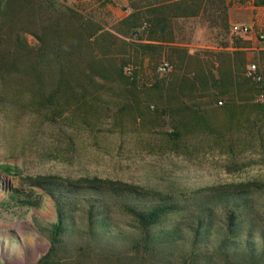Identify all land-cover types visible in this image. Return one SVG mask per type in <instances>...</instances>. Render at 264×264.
Returning a JSON list of instances; mask_svg holds the SVG:
<instances>
[{"label":"rangeland","instance_id":"rangeland-1","mask_svg":"<svg viewBox=\"0 0 264 264\" xmlns=\"http://www.w3.org/2000/svg\"><path fill=\"white\" fill-rule=\"evenodd\" d=\"M46 1L0 0V24L12 35L4 46L17 48V32L27 42L12 63L0 62V264H39L48 252L57 212L43 181L78 192L63 198L66 229L42 264H187L192 249L196 264H226L223 246L236 250L235 264H264V50L253 44L264 41L200 14L172 18L163 39L175 42L145 55V39L105 35L123 18L113 10L118 0H48L104 29L89 43V29L79 33L74 23L56 37ZM249 2L225 0L227 17L231 7L246 17ZM164 61L171 68L161 72ZM232 63L237 75H224L218 90L205 86L208 73L218 79ZM251 63L260 82L247 74ZM94 179L167 199L172 207L149 229L156 248L142 246L143 229L127 210L133 200L95 192ZM241 189L250 201L229 227L233 203L213 196ZM198 215L205 220L195 240Z\"/></svg>","mask_w":264,"mask_h":264},{"label":"trees","instance_id":"trees-1","mask_svg":"<svg viewBox=\"0 0 264 264\" xmlns=\"http://www.w3.org/2000/svg\"><path fill=\"white\" fill-rule=\"evenodd\" d=\"M35 1L39 6L43 5L42 0ZM224 1L225 0H127L125 8L129 10V13L118 21V23L114 27L113 33H109L107 31L105 32L102 27L95 24L90 19L83 17L81 14L70 8L61 9L55 7V5L53 3H50L48 0L46 1L47 13L45 18L46 20L51 22L53 26L56 27L53 30V33L56 37L58 36L59 38H61L63 34L64 26L70 23H74L77 25L79 33L82 32L81 30H84L83 27L89 29L88 32L85 31L86 34L83 33V39L87 40V43H89V39L94 40L98 37L100 38L102 36L101 32H105L106 36L108 35V37H112L115 41L119 39L113 34L125 36L135 35L140 42H143L144 39L146 40V43H141L142 45H139L142 52L146 55L152 52V49L160 50L163 48L162 45L171 46V44L175 42L173 40V37H171L170 40L163 39L164 33L167 32V29H170L172 18L186 16L193 17L203 14L207 17L208 20H211L215 23L222 21L223 31H226L229 22L227 14L225 13L226 8L224 6ZM253 2L255 4H263L264 0H253ZM5 14L8 15L9 13ZM61 21L63 22V27L59 26ZM15 35V46L19 49V52H25V50L27 49V42L25 37L23 36V32H17ZM11 36L12 35L9 32V29L4 27V24L1 23L0 62L3 60H9L11 62V59H14L17 55V48L11 49L10 47L4 46L6 43L11 42ZM12 66L13 68H9L6 71L7 73L13 71L16 65L13 63ZM236 69L237 66H235L233 63L232 65H230L229 73H224L218 68L217 71L219 73V78L217 79L213 74L208 73L207 76H205V80L203 83H205V86L208 84V88H214L218 90V85L223 86L227 81V78L224 75H237ZM118 70L121 71V67L118 68ZM235 80V77H233L230 80V84L235 86V84L239 83ZM197 82V80L187 77V84L194 83L195 86L197 85ZM54 90L58 93L60 89L57 87ZM227 94L230 96L229 93ZM258 109L260 112L264 113V105L259 104ZM256 139L261 142L260 144H263V136L261 133H256ZM38 184L39 186L46 188V190H48L53 195L57 212V218L55 222L50 224L48 228L50 248L45 256L41 258L39 264H42L49 258L56 256L57 249L59 248L62 241V234L66 229L67 211L63 198L66 196V194H76L78 192V185H59V183H56L54 181H43L39 182ZM89 185L95 192H105L113 196L133 200V203L130 206H127V210L135 217V219L139 222L141 228L143 229L144 236L141 239L142 246L146 251L156 248L159 242L156 240H158L159 237L150 234L149 229L150 226L154 225L159 220L161 215L166 212L167 209L172 207L171 205H167L168 203L166 201V198H162L159 194L158 196H155L157 195V193H149L121 183L117 184L116 182H113L111 180L94 179V181L89 183ZM248 193H250V191L241 189L230 190L224 193H218L213 196V200L215 202L220 203L224 201L225 203H233L232 210H230V212H228L227 214L229 227L233 226V220L240 216L239 211L241 210L242 206H245L249 203L250 197L249 195H247ZM225 203L220 204L224 206ZM204 220V217L202 218L198 215L192 223L193 225H191L190 227L194 229L195 240L199 238L200 228L202 227ZM172 233L175 234L176 231L173 230L171 233H169V236L173 237ZM94 234L96 233L94 232ZM227 240H229V238ZM195 253V249H192L190 253L187 254V264L198 263V257H195L193 255ZM222 253L225 256L224 262L226 264H235L234 261H231L228 258H230L229 254H237L236 250L232 251L229 247L223 246ZM239 253H242V251H240ZM201 262L204 263V261ZM56 264L63 263L57 260Z\"/></svg>","mask_w":264,"mask_h":264},{"label":"crops","instance_id":"crops-1","mask_svg":"<svg viewBox=\"0 0 264 264\" xmlns=\"http://www.w3.org/2000/svg\"><path fill=\"white\" fill-rule=\"evenodd\" d=\"M250 1L251 2H249L247 5L241 6L242 9H245L247 12L246 17L237 18L235 10L240 9V7L229 8L228 19L230 24L239 22L241 24L253 25L257 21L259 22L264 21V3L255 4L253 0ZM126 4H127V0H118V3L113 7V10L118 14L119 17H124L127 15L128 12L126 8L124 9L120 8L121 6H126ZM253 44H255L257 49L264 50V42L262 43V42L253 41ZM252 48L254 49V47Z\"/></svg>","mask_w":264,"mask_h":264},{"label":"built area","instance_id":"built-area-1","mask_svg":"<svg viewBox=\"0 0 264 264\" xmlns=\"http://www.w3.org/2000/svg\"><path fill=\"white\" fill-rule=\"evenodd\" d=\"M232 31L240 33L243 35L251 34L253 31L257 34V37L260 41H264V21L255 22L253 25L233 23L231 25ZM158 69L161 72H166L170 70V65L166 61L160 63ZM247 74L251 76L255 81H260L262 79L261 73L258 71V68L255 63H251L247 66Z\"/></svg>","mask_w":264,"mask_h":264}]
</instances>
